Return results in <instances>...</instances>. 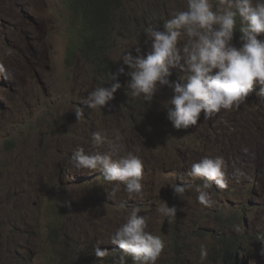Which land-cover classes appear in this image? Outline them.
<instances>
[{"label": "rangeland", "instance_id": "rangeland-1", "mask_svg": "<svg viewBox=\"0 0 264 264\" xmlns=\"http://www.w3.org/2000/svg\"><path fill=\"white\" fill-rule=\"evenodd\" d=\"M2 2L0 65L5 72L0 73V264H43L52 259L53 253V245L46 243L44 229L53 197L64 202L66 233L73 241L87 232L88 240L104 245L105 238L94 233L104 226L108 233L116 228L118 222L106 223L97 212L87 214L85 219L79 216L77 200L83 194L80 181L85 176L102 174L88 170L77 172L72 167L71 156L77 147H83L86 152L106 150L107 146L101 149L93 146L91 134L95 131L111 137L114 130L124 129L126 134L132 128L141 143L151 139L153 129L147 118L150 115L152 119L156 112H167L163 105L172 98L173 91L168 86H158L150 105L129 97L125 86L128 69L120 58L127 50L133 56L137 48L141 55L150 52L151 41L144 28L153 25L156 30H162L164 20L184 10L187 0H120L121 10L117 12L114 30L109 33V60L114 66L112 73L124 67L125 74L118 77L122 87L102 109H89L83 101L97 87L108 86V75L99 74L92 81L93 76L84 63L69 67L66 53L71 38L75 39L73 46H80L84 32L80 20L73 22L71 3L11 0L13 8L9 12L8 3ZM212 3L215 10L218 0ZM12 38L18 47L12 45ZM235 42L234 38V45ZM184 74L172 69L170 82L182 83L179 77ZM262 89L264 86L259 84L253 86L244 103L236 109L238 113L253 112L257 103H264ZM77 107L83 110L79 120L74 112ZM218 117L221 114L215 116ZM200 126L201 131L206 129L205 122ZM124 132H120L123 139ZM236 135L232 142L211 140L210 151L204 155L222 156L226 162L228 186L219 189L213 184L211 208H205L196 199L194 188L203 181L176 172L144 173L142 194H128V211L138 207L140 215L147 217L146 230L165 241L156 264H225L221 240H237L240 244L242 238L255 236L260 246L250 245L247 251L240 245L232 264H264L263 153L259 150L256 130L240 129ZM125 149L128 151V147ZM194 157L190 156L177 169L188 170L202 158L191 160ZM179 176L183 179H178ZM181 183L193 186L182 200L171 188ZM161 192L167 195L166 199L159 198ZM161 201L177 207L176 217H165L158 212ZM237 224L242 231L233 230ZM201 244L208 250L204 260L199 254Z\"/></svg>", "mask_w": 264, "mask_h": 264}, {"label": "clouds", "instance_id": "clouds-1", "mask_svg": "<svg viewBox=\"0 0 264 264\" xmlns=\"http://www.w3.org/2000/svg\"><path fill=\"white\" fill-rule=\"evenodd\" d=\"M239 17L241 46L233 43L236 20ZM143 32L151 41V51L146 55L136 49L133 56L129 50L120 58L127 67L129 77L127 95L150 105L158 86H168L173 96L163 107L167 119L175 129H187L197 125L200 114L204 120L211 119L223 110L238 109L253 89L254 83L264 86V0H218L213 9L212 0H187L184 10L176 11L164 20L162 30L148 25ZM172 69L185 73L179 77L182 83L170 82ZM5 68L0 65V73ZM125 74L124 67L109 73V83L89 92L83 104L89 109H102L114 99L122 85L118 77ZM11 77V73L7 74ZM264 95V89L260 92ZM76 119L83 117L80 107L75 109ZM119 130L111 137L100 131L92 132L91 142L104 151L86 152L77 147L72 153V167L77 171H99L103 179L112 184V193L123 190L128 194H142L143 161L133 151H126ZM239 173V170H237ZM188 175L203 182L196 185L197 201L205 208L214 204L211 189L227 188L226 162L222 156H204L192 163ZM178 179H183L179 176ZM115 182V183H113ZM173 194L182 200L193 188L181 183L171 186ZM176 206L169 207L161 201L158 212L165 217H176ZM147 217L133 207L127 218L114 232L110 243L117 245L121 254L116 264H126L131 257L133 264H156L165 248L159 235L147 231ZM235 232L241 225L233 226ZM100 244V242H97ZM200 258L208 256L207 246L200 245ZM107 251L95 249V256L102 259Z\"/></svg>", "mask_w": 264, "mask_h": 264}, {"label": "trees", "instance_id": "trees-1", "mask_svg": "<svg viewBox=\"0 0 264 264\" xmlns=\"http://www.w3.org/2000/svg\"><path fill=\"white\" fill-rule=\"evenodd\" d=\"M67 1L71 3L73 22L77 19L80 20L84 28L80 46H73L75 39L71 38L70 47L66 53L69 67L84 63L88 66L90 75L93 76L92 81H96L99 74L108 75L109 78V73L114 71V66L109 60V33H112L115 28L117 12L121 10L122 5L120 0ZM239 27L240 20L237 17L236 31L234 32L236 47L241 46ZM261 35L264 36V34ZM169 80H172L171 76ZM257 84L254 83L253 86ZM122 100H126L125 95ZM219 114L222 117L215 118ZM147 120L153 131L150 132L151 139L146 143H141L137 139L132 128L126 134L124 129L120 130L121 133L124 132L125 134L122 142L125 147H128V151H133L142 159L143 174L154 172L155 175H158L162 172H176L178 175H188L190 169H181V171L177 169L183 161H186L190 156H195L191 160L203 157L210 151L209 143L213 139L232 142L237 136L236 132L240 129H253L258 132L257 143L259 150L263 153L264 173V103L262 102L256 104L253 112L246 110L243 113H238L236 109L221 110L208 120H204L202 112L197 125L189 126L187 129H175L167 119V112H156L152 119L149 115ZM215 120L229 124L230 127L224 128L217 125ZM202 122L206 123L204 131H201L200 124ZM131 146L133 149L129 150ZM164 168H168V171H165ZM79 186L83 191L82 197L77 200L80 217L85 219L87 214L97 212L106 223L116 221L118 224L112 233L107 232L106 226L94 233V236L101 234L105 238L104 245H99L94 240H88L89 234L87 232L81 238L73 241L66 233L67 217L63 212L64 202L59 197H53L44 224L46 243L53 245V253L52 259L43 264H116L121 252L117 245L110 243V238L127 218L129 212L128 193L121 186V190L113 194L112 184L103 181V175L85 176L80 181ZM50 196L54 195L51 194ZM159 198L166 199L167 195L161 192ZM64 230L65 235L63 237ZM254 239H257L255 243ZM220 243L223 248V263L232 264L240 245L250 251V245L260 246L261 242L255 236L242 238L240 244L237 243V240H221ZM96 248L107 251L108 255L98 259L95 256ZM126 264H133L131 257H126Z\"/></svg>", "mask_w": 264, "mask_h": 264}, {"label": "bare ground", "instance_id": "bare-ground-1", "mask_svg": "<svg viewBox=\"0 0 264 264\" xmlns=\"http://www.w3.org/2000/svg\"><path fill=\"white\" fill-rule=\"evenodd\" d=\"M5 3H8V7H7V10L9 11V12H11L12 11V8H13V6H12V4H11V0H3V2H2V4H5ZM11 42H12V45L14 46V47H18V45H17V41H16V39L15 38H12L11 39ZM3 77V76H2ZM4 79V78H3ZM6 79V78H5ZM9 132V131H8ZM7 132V133H8ZM4 135H6V133L4 134ZM227 250V249H226Z\"/></svg>", "mask_w": 264, "mask_h": 264}, {"label": "water", "instance_id": "water-1", "mask_svg": "<svg viewBox=\"0 0 264 264\" xmlns=\"http://www.w3.org/2000/svg\"><path fill=\"white\" fill-rule=\"evenodd\" d=\"M0 238H1V235H0Z\"/></svg>", "mask_w": 264, "mask_h": 264}]
</instances>
